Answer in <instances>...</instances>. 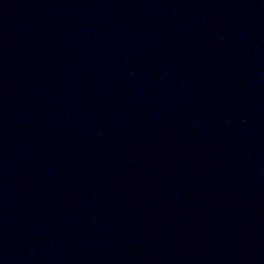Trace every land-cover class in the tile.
<instances>
[{
	"label": "water",
	"instance_id": "water-1",
	"mask_svg": "<svg viewBox=\"0 0 264 264\" xmlns=\"http://www.w3.org/2000/svg\"><path fill=\"white\" fill-rule=\"evenodd\" d=\"M0 264H264V0H0Z\"/></svg>",
	"mask_w": 264,
	"mask_h": 264
}]
</instances>
